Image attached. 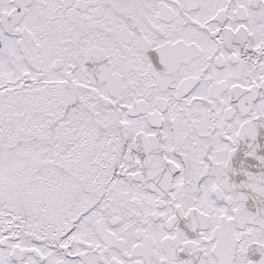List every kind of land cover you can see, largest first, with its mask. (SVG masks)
<instances>
[{
	"label": "snow or ice",
	"instance_id": "snow-or-ice-1",
	"mask_svg": "<svg viewBox=\"0 0 264 264\" xmlns=\"http://www.w3.org/2000/svg\"><path fill=\"white\" fill-rule=\"evenodd\" d=\"M0 264H264V0H0Z\"/></svg>",
	"mask_w": 264,
	"mask_h": 264
}]
</instances>
